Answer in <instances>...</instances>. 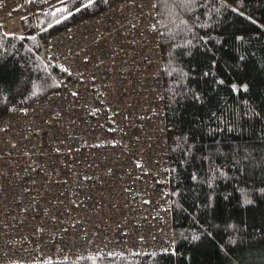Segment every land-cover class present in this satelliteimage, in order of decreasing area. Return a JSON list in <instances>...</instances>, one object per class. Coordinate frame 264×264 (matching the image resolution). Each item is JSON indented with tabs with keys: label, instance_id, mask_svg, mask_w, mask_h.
<instances>
[{
	"label": "built area",
	"instance_id": "built-area-1",
	"mask_svg": "<svg viewBox=\"0 0 264 264\" xmlns=\"http://www.w3.org/2000/svg\"><path fill=\"white\" fill-rule=\"evenodd\" d=\"M29 0H0L6 35ZM155 0H127L41 45L57 88L0 120V264L171 249Z\"/></svg>",
	"mask_w": 264,
	"mask_h": 264
},
{
	"label": "trees",
	"instance_id": "trees-1",
	"mask_svg": "<svg viewBox=\"0 0 264 264\" xmlns=\"http://www.w3.org/2000/svg\"><path fill=\"white\" fill-rule=\"evenodd\" d=\"M127 0H29L0 22V120L57 88L41 45ZM171 249L44 264H264V0H155Z\"/></svg>",
	"mask_w": 264,
	"mask_h": 264
}]
</instances>
